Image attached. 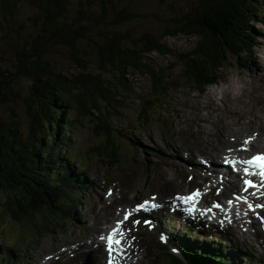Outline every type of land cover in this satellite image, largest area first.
Segmentation results:
<instances>
[{"label":"rangeland","instance_id":"1","mask_svg":"<svg viewBox=\"0 0 264 264\" xmlns=\"http://www.w3.org/2000/svg\"><path fill=\"white\" fill-rule=\"evenodd\" d=\"M196 0H67L66 11L62 16L63 23L80 24L85 33L78 37L73 48L60 45L54 46L48 52L47 59L54 69L71 74L84 69L85 64L89 72H102L104 78L117 85L119 95H116V103L108 109L113 112L107 121L111 126L109 132L114 134L117 142L125 145L126 150L120 161L111 165L102 162L97 156L90 154L89 148L99 143L107 132L106 127L100 125L98 134L92 132V123L84 117L78 118L72 113L74 125L72 129H65L64 124L61 135H66L67 150L64 157L72 169V174L78 180H84L87 185L85 196L80 194L77 199V208L73 212L71 220L65 228L43 229L39 233L34 232L30 221L12 222L7 218L2 208L3 195L0 196V259L7 250L11 252L9 263L13 264H84L82 259L86 256V250L90 244L91 226H95L96 214L102 204L104 196V184L114 175L128 173L136 179L144 176L156 178L159 170L154 163L163 166V169L174 173L172 169V156L167 146L161 142V134L171 127L172 138L177 144L190 143L192 130L198 121L199 127H208L217 116L225 112L229 114L225 118H218L215 126L222 124L232 132L239 135L251 126H256L264 132V0H258L261 6V21L253 24L257 32V45L250 54V61L237 66L230 60L224 71L223 79L213 86H206L204 92L196 91L192 86L182 83L179 88L170 91L166 98L157 96L156 119L152 121L147 132L137 127L134 107L137 104V96L149 93V80L143 73L130 72L125 76L131 90L125 91L117 83L113 76L117 74L112 68L98 69V48L105 39V34L113 29L123 32L128 31L130 38H136L145 30L152 31L155 35H162L166 30L172 29L174 19L183 16L185 11ZM103 9L105 15L103 16ZM124 10L129 18L123 21L117 20L119 10ZM36 8L29 3L18 4L13 14L4 9L0 3V66L9 71H14L17 65V52L22 48H29L33 40V34L39 26V20L32 19L36 16ZM81 19V20H80ZM170 53H150L148 58L156 67L166 69V74L174 78L182 69L178 63L177 54L187 52L195 37L183 33L167 35L163 38ZM80 59L79 62L75 60ZM114 78V79H113ZM185 81V80H184ZM28 80L17 76L10 81L11 91H6V99L0 101V115L8 117L12 114L26 123L25 97L28 94ZM253 93L257 94L254 95ZM248 95L239 108H236L237 97ZM102 111L105 112V103L100 101ZM239 113V114H238ZM245 118L241 120V116ZM170 117V118H169ZM25 120V122H24ZM169 120V123H168ZM236 126L231 127V122ZM230 123V124H229ZM166 125V127H163ZM230 126V127H229ZM114 128V129H113ZM128 132L138 142L133 147L123 136ZM196 142L205 144L210 149L218 148L221 139L214 137L211 129L197 128L194 131ZM104 136V137H103ZM102 137V138H101ZM101 138V139H100ZM257 143L264 145V133L260 134ZM48 144V143H47ZM50 145V144H48ZM173 146V145H172ZM54 147V146H53ZM45 155V160L49 156ZM140 148L149 150L157 149L167 158H162L156 152L144 153ZM173 151L177 149L173 146ZM180 148V146H179ZM183 149V148H182ZM154 162V163H153ZM79 165L86 168V172L79 170ZM152 165V167H151ZM172 177L163 175V183H169ZM146 187V184H145ZM161 190V188H160ZM109 212V213H108ZM46 213V212H45ZM112 210L97 217L101 219V227ZM41 224L46 223L42 212L37 215ZM202 233H198V237ZM73 240H85L80 249H72L58 259L46 260L45 255L53 250L65 247ZM227 242V241H225ZM237 242L227 243L226 250L233 251L235 262L241 264H264V248L251 244L250 248H239ZM231 246V247H228ZM99 249V247H97ZM92 250V249H91ZM71 254V255H70ZM244 256H249L244 259Z\"/></svg>","mask_w":264,"mask_h":264},{"label":"trees","instance_id":"2","mask_svg":"<svg viewBox=\"0 0 264 264\" xmlns=\"http://www.w3.org/2000/svg\"><path fill=\"white\" fill-rule=\"evenodd\" d=\"M66 1L0 0L10 14L18 4L29 3L37 10L32 19L39 20L29 48L17 52L15 70L0 66V101L6 99V91H11L10 81L14 77L22 76L29 82L24 104L26 123L14 114L0 115L2 208L12 222L30 221L36 233L43 229L63 230L76 207L77 198L67 188H74L77 181L64 166L61 154L62 148H68L67 132L61 135L62 125L68 130L73 128L72 113L91 122L95 134L100 125L106 127L105 137L89 148L91 154L102 161L107 158L113 164L122 152L121 143L107 125L113 115L108 107L116 103L115 97L119 95L117 85L104 78L102 72H89L85 64H81L84 69L66 74L54 69L47 59L51 48L62 44L73 48L78 37L85 33L80 24L63 23ZM260 10L258 0H196L183 16L174 19L173 28L160 36L145 30L134 36L136 38H130L128 31L113 29L105 34L98 48V69L110 67L116 71L113 77L125 91L131 90L125 79L128 73L145 74L149 93L137 96L134 107L136 123L144 127L157 115L158 95L166 98L182 83L204 92L206 86L223 78L230 60L235 62L233 67L250 61V54L257 45L258 31L253 24L261 21ZM103 13L104 16L105 9ZM127 18L129 15L123 9L118 11L117 20ZM177 33L193 36L195 41L187 52L177 54L182 69L170 78L166 69L154 66L148 55L170 53L163 38ZM100 101L105 103V112ZM50 147L53 148L46 161ZM39 212L44 214L46 223L38 222ZM10 258L11 252L7 250L0 264H13L9 263Z\"/></svg>","mask_w":264,"mask_h":264},{"label":"snow or ice","instance_id":"3","mask_svg":"<svg viewBox=\"0 0 264 264\" xmlns=\"http://www.w3.org/2000/svg\"><path fill=\"white\" fill-rule=\"evenodd\" d=\"M250 139L251 138H249V140ZM248 142L249 141H245V143H248ZM243 163L245 165H248L251 168L257 170V171L250 172L249 167H246L243 170L245 175H259V177H260L259 184H257L255 181H253L251 179H245L243 181V183L245 185L244 191H247L249 187H264V153H258L256 155L252 156L250 159L243 161ZM198 195H199V192H193L190 196H188V197H179V199H181V200L186 202V201L192 200L194 197H196ZM253 195H255V193H253ZM245 199H246V197H245ZM152 200L154 201L155 197H153ZM229 203H231V201H229ZM149 204H150V201L145 200L143 203L138 204L136 206L135 211H139L141 209H144ZM157 206L158 205H156L155 203H151V207L152 208H156ZM255 207L256 208H264V204H256ZM249 208L250 209L253 208V205L249 204ZM189 211H191V209H189ZM130 216H131V212H125L124 220L125 221L128 220ZM261 219L264 220V217H262ZM121 223H123V221H118L117 222V227L113 228L112 231L108 234V236L106 238L107 239V244H108V251H109V264H112V255L111 254L114 251L113 245H120V243H121L120 240L114 239V234L117 233V232H120L119 225ZM134 223H139V221H134ZM145 223H149V222L145 221ZM120 234L123 235V233H120ZM101 239H105V237H101ZM161 239L163 240L164 237L162 236Z\"/></svg>","mask_w":264,"mask_h":264},{"label":"bare ground","instance_id":"4","mask_svg":"<svg viewBox=\"0 0 264 264\" xmlns=\"http://www.w3.org/2000/svg\"><path fill=\"white\" fill-rule=\"evenodd\" d=\"M239 114V113H238ZM234 122V121H233ZM230 124V123H229ZM230 127V126H229ZM235 135H236V132H235ZM214 149H217V147L216 148H214ZM234 183H235V181H234ZM109 213V212H108ZM113 214V213H112ZM111 214V215H112ZM110 215V216H111ZM109 216V217H110ZM109 217L107 218V220L105 221V222H107L108 221V219H109ZM100 221H101V219H99V218H96V221H95V226H91L90 225V227H91V229H92V231H96V230H98V229H100L101 228V223H100ZM104 222V223H105ZM238 244V243H237ZM92 248V247H91ZM90 250V249H89ZM99 252L101 251V249H100V247H99V249H97ZM86 264V263H85Z\"/></svg>","mask_w":264,"mask_h":264}]
</instances>
